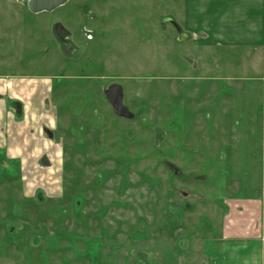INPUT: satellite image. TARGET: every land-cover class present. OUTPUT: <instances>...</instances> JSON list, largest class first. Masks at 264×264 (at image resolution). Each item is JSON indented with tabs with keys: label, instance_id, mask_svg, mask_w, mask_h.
Returning a JSON list of instances; mask_svg holds the SVG:
<instances>
[{
	"label": "rangeland",
	"instance_id": "obj_1",
	"mask_svg": "<svg viewBox=\"0 0 264 264\" xmlns=\"http://www.w3.org/2000/svg\"><path fill=\"white\" fill-rule=\"evenodd\" d=\"M182 17L168 0H0V88L23 79L46 108L38 156L0 149V264H222L225 201L264 190V84Z\"/></svg>",
	"mask_w": 264,
	"mask_h": 264
},
{
	"label": "crops",
	"instance_id": "obj_2",
	"mask_svg": "<svg viewBox=\"0 0 264 264\" xmlns=\"http://www.w3.org/2000/svg\"><path fill=\"white\" fill-rule=\"evenodd\" d=\"M168 1L182 5L186 29L200 36L198 45L243 49L250 55L246 68L257 75L246 79L264 84V0ZM3 83L0 128L7 123V130H0V149H8L12 158L21 159L22 165L27 164L36 153L30 152V147H45L41 132L33 133V138L40 142L36 144L29 129L30 117L40 123L39 118L46 112L44 95L38 88L39 107L32 109L23 99V79L5 78ZM225 202L226 213L218 239L222 243V264H264V190L261 195L231 197Z\"/></svg>",
	"mask_w": 264,
	"mask_h": 264
},
{
	"label": "water",
	"instance_id": "obj_3",
	"mask_svg": "<svg viewBox=\"0 0 264 264\" xmlns=\"http://www.w3.org/2000/svg\"><path fill=\"white\" fill-rule=\"evenodd\" d=\"M66 2L67 0H28V7L33 13L52 12L65 5ZM106 97L119 115H129L124 105V92L121 86H112L107 90Z\"/></svg>",
	"mask_w": 264,
	"mask_h": 264
}]
</instances>
